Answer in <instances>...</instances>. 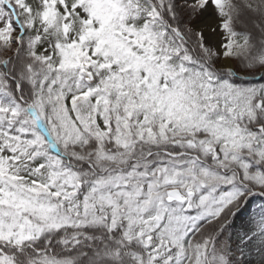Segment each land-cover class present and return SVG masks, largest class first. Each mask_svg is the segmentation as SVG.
I'll return each instance as SVG.
<instances>
[{"label": "snow or ice", "instance_id": "6c2138e0", "mask_svg": "<svg viewBox=\"0 0 264 264\" xmlns=\"http://www.w3.org/2000/svg\"><path fill=\"white\" fill-rule=\"evenodd\" d=\"M264 0H0V264H264Z\"/></svg>", "mask_w": 264, "mask_h": 264}, {"label": "rangeland", "instance_id": "374dc122", "mask_svg": "<svg viewBox=\"0 0 264 264\" xmlns=\"http://www.w3.org/2000/svg\"><path fill=\"white\" fill-rule=\"evenodd\" d=\"M261 207H264V198H253L251 202L246 206L242 217L235 222L236 227L239 228L244 222L248 220L250 216H252Z\"/></svg>", "mask_w": 264, "mask_h": 264}]
</instances>
